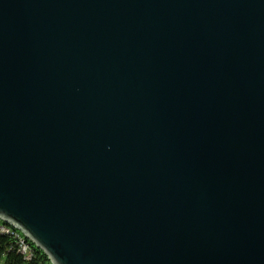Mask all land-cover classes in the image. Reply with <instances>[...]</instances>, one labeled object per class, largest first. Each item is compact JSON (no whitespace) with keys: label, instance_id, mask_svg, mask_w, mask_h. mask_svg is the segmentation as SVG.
<instances>
[{"label":"water","instance_id":"1","mask_svg":"<svg viewBox=\"0 0 264 264\" xmlns=\"http://www.w3.org/2000/svg\"><path fill=\"white\" fill-rule=\"evenodd\" d=\"M0 219L53 264H264V0H0Z\"/></svg>","mask_w":264,"mask_h":264},{"label":"trees","instance_id":"2","mask_svg":"<svg viewBox=\"0 0 264 264\" xmlns=\"http://www.w3.org/2000/svg\"><path fill=\"white\" fill-rule=\"evenodd\" d=\"M9 237H12L16 239L14 236H10L6 234ZM17 240V239H16ZM29 241V240H28ZM9 242L8 239L3 238L2 243ZM30 242V241H29ZM30 247L32 250V259L27 260L25 259L21 254L17 252V250H10L6 251L5 257H3L2 252L0 251V264H53L50 260L49 256L40 248H38L34 243L30 242Z\"/></svg>","mask_w":264,"mask_h":264},{"label":"built area","instance_id":"3","mask_svg":"<svg viewBox=\"0 0 264 264\" xmlns=\"http://www.w3.org/2000/svg\"><path fill=\"white\" fill-rule=\"evenodd\" d=\"M3 238L8 239L9 242L5 244L2 243ZM10 250H17V252L27 260H30L33 257L32 252H29V249L26 248V244H19L16 239L7 236L6 233L3 232V227H0V251L2 252L3 257H5L4 252Z\"/></svg>","mask_w":264,"mask_h":264},{"label":"bare ground","instance_id":"4","mask_svg":"<svg viewBox=\"0 0 264 264\" xmlns=\"http://www.w3.org/2000/svg\"><path fill=\"white\" fill-rule=\"evenodd\" d=\"M0 227H3V232H5L6 234H8L10 236L11 235L14 236L17 239L19 244H26V248L29 249V252H32L31 247H30L31 241L16 226L11 225V224L0 219Z\"/></svg>","mask_w":264,"mask_h":264}]
</instances>
